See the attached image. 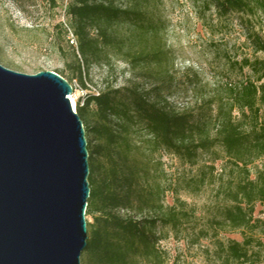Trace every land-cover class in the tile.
Masks as SVG:
<instances>
[{
  "label": "trees",
  "instance_id": "1",
  "mask_svg": "<svg viewBox=\"0 0 264 264\" xmlns=\"http://www.w3.org/2000/svg\"><path fill=\"white\" fill-rule=\"evenodd\" d=\"M46 1L55 6V0ZM148 1L67 0L62 15L74 37L70 47L75 66L69 77L62 69L53 71L68 82L78 77L85 88L82 74L88 66L108 62L111 55H122L132 66L159 64L164 51L157 42H147L159 29L158 22L145 11ZM203 5L206 9L213 6L219 16L264 15V0H203ZM245 22L250 25L245 35L253 52L264 53V38L249 20ZM120 24H127L133 36L127 40L119 36L116 26ZM55 26L60 31L64 28L61 22ZM234 64L241 71L249 68L251 74L225 85V96L217 98L213 114L203 108L197 112L175 110L162 94V86L154 83L148 87L137 83L108 87L87 93L81 103L76 102L88 154L85 215L92 217L91 223L86 222L80 264H138L139 259L163 264L157 226L178 229L189 217L182 202L176 199L179 206H165L160 186L147 184L149 168L145 163L137 164L132 156L138 148L133 140L136 130L145 133L141 144L150 152L163 149L190 164L197 161L200 151L220 145L242 174L227 192L231 204L223 208L221 222L230 229H253L264 222L254 212L257 203L264 209V162L254 177L247 168L253 158L264 157V57H244ZM210 102L213 100L208 107ZM198 181L203 183L204 179ZM252 243L248 236L242 241L229 239L220 247L225 262L258 263L260 252L250 248ZM254 245L264 247L260 240Z\"/></svg>",
  "mask_w": 264,
  "mask_h": 264
},
{
  "label": "rangeland",
  "instance_id": "2",
  "mask_svg": "<svg viewBox=\"0 0 264 264\" xmlns=\"http://www.w3.org/2000/svg\"><path fill=\"white\" fill-rule=\"evenodd\" d=\"M66 1L55 0L52 6L46 0H0V64L26 74L57 68L69 77L75 59L66 37L68 22L62 15ZM145 11L159 24L157 34L147 42H157L164 51L161 62L132 66L117 54L108 62L93 63L82 74L85 88L75 74L70 78L76 102L108 87L154 83L162 86V94L175 110L197 112L203 108L213 114L217 98L225 96V85L251 74L249 68L241 71L234 62L264 57L262 52H253L245 35L250 27L247 19L264 38L261 13L219 16L213 6L206 9L203 0H149ZM58 22L63 24L62 31L55 26ZM116 32L126 40L134 34L127 24L116 26ZM209 100H213L210 107ZM232 114L239 116L236 111ZM144 136L140 130L134 133L138 148L132 156L137 164L149 168L147 184L160 186L165 206H179L177 199L189 212L178 229L157 226L163 264H227L220 247L229 239L242 241L246 236L253 240L250 248L260 252L256 264H264V247L254 245L257 240L264 243V222L253 229H230L221 222L223 208L231 204L227 192L242 175L223 148L216 144L210 151H200L197 161L190 164L163 149L150 152L141 144ZM263 162V156L250 160L251 177ZM254 212L264 220V209L258 203ZM85 221L91 223L92 217L85 215ZM138 264L148 263L139 259Z\"/></svg>",
  "mask_w": 264,
  "mask_h": 264
},
{
  "label": "water",
  "instance_id": "3",
  "mask_svg": "<svg viewBox=\"0 0 264 264\" xmlns=\"http://www.w3.org/2000/svg\"><path fill=\"white\" fill-rule=\"evenodd\" d=\"M71 84L0 64V264H80L89 195Z\"/></svg>",
  "mask_w": 264,
  "mask_h": 264
},
{
  "label": "bare ground",
  "instance_id": "4",
  "mask_svg": "<svg viewBox=\"0 0 264 264\" xmlns=\"http://www.w3.org/2000/svg\"><path fill=\"white\" fill-rule=\"evenodd\" d=\"M69 99H70V102H71L72 107L75 109V108H76V107H75V102H76V100H75V98L72 96V94L69 95Z\"/></svg>",
  "mask_w": 264,
  "mask_h": 264
},
{
  "label": "built area",
  "instance_id": "5",
  "mask_svg": "<svg viewBox=\"0 0 264 264\" xmlns=\"http://www.w3.org/2000/svg\"><path fill=\"white\" fill-rule=\"evenodd\" d=\"M68 36H67V38L69 39V42L70 43H72V42H74V37H73V35H72V33L70 32V30L68 29Z\"/></svg>",
  "mask_w": 264,
  "mask_h": 264
}]
</instances>
